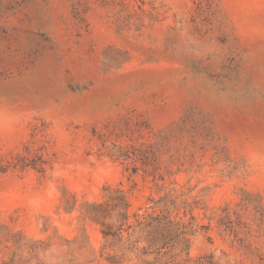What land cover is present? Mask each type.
Segmentation results:
<instances>
[{"label":"rangeland","instance_id":"rangeland-1","mask_svg":"<svg viewBox=\"0 0 264 264\" xmlns=\"http://www.w3.org/2000/svg\"><path fill=\"white\" fill-rule=\"evenodd\" d=\"M115 190L264 264V0H0V264H111Z\"/></svg>","mask_w":264,"mask_h":264},{"label":"trees","instance_id":"trees-1","mask_svg":"<svg viewBox=\"0 0 264 264\" xmlns=\"http://www.w3.org/2000/svg\"><path fill=\"white\" fill-rule=\"evenodd\" d=\"M143 213H130V205L121 191L111 192V199L95 207L94 218L111 236V264H185L189 256L193 224L170 208L167 197L152 201ZM111 206V233L99 209ZM134 261V262H133Z\"/></svg>","mask_w":264,"mask_h":264}]
</instances>
